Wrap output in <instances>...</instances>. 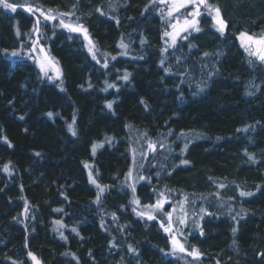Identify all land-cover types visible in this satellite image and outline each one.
Masks as SVG:
<instances>
[{"label": "trees", "instance_id": "1", "mask_svg": "<svg viewBox=\"0 0 264 264\" xmlns=\"http://www.w3.org/2000/svg\"><path fill=\"white\" fill-rule=\"evenodd\" d=\"M38 1L59 11L65 0ZM73 1L61 12L87 29L92 52L82 32L45 21L36 33L59 78L20 56L35 45L25 34L36 32L40 12L18 6L0 16V264H35L29 252L40 264H264V63L239 39L264 36V0L211 4L223 34L208 25L174 47L164 36L174 23L169 3ZM107 84L116 87L105 91ZM74 116L76 135L68 128ZM93 144L101 145L95 154ZM135 152L145 177L135 185L139 205L128 180ZM172 193L202 214L183 236L198 260L171 250L174 230L160 227ZM144 198L167 201L157 219L137 214Z\"/></svg>", "mask_w": 264, "mask_h": 264}, {"label": "snow or ice", "instance_id": "2", "mask_svg": "<svg viewBox=\"0 0 264 264\" xmlns=\"http://www.w3.org/2000/svg\"><path fill=\"white\" fill-rule=\"evenodd\" d=\"M160 2L167 4V3H169V0H160ZM170 2H171V8L169 9V12H168L169 16H173V13L179 12L182 8H187L189 5L193 6V10L185 16L182 24H181L179 19L176 20V23L171 24L172 32H168V31L164 32V36L170 38V40H171L169 47H174L176 45L177 39H187L188 38L187 35H182L183 33H189L190 30L196 31V32H199L201 30L200 27L198 26L199 22L196 19L197 17H199L201 15L200 10H199L200 6H203L207 10L209 16H212V13L215 12V16H212V19L215 21V24L218 26L217 31H219L221 34H223L224 29L226 27V24H225V21L221 17V12H220L219 7L213 8V6L211 4L207 3V0H170ZM18 6L21 8H24L26 11H28L30 13L40 12V15L43 16L45 21L54 20L57 18V16L65 17V16L74 15L73 12L56 13L55 15H53L52 9H49L47 11V13H45V12L41 11L40 8H38V7L34 9L28 3V0H24V3L20 4V5H17L16 3H11V2H9V0H0V8H3L5 10H10L11 12H16ZM74 7H75V5H74ZM59 24L61 27L68 29L70 32H82L85 35V38L88 39V42L90 45L89 49H88L89 52L93 51L94 45L92 44L91 39L87 35V29L84 28V26L82 24L66 23L64 19H60ZM40 25H41L40 19H36L35 25H34V31H36L37 33L40 32ZM17 34H19V31ZM239 39L241 41V45L244 47L245 51L249 53L250 56H255V57H257V59L261 63H264V36L256 38L253 35H249L246 32H240L239 33ZM118 46L121 48L127 47V45H125L123 42H121ZM252 46H255L254 50H252ZM41 51H43V49H41ZM163 51L166 52L167 48H165ZM5 54H7V50H5ZM18 55H19V53L17 51L11 52V56H13V57L18 56ZM204 55L207 56L208 53H205ZM115 58L116 57H114V56L112 57V59H115ZM92 59L97 60L95 53H93ZM97 62L99 63L98 60H97ZM37 63L40 65V71L43 72L46 77H48L49 79H53V77L49 76V72L52 70H55L57 73L56 78H59L60 70L56 66V63L54 62L53 59L45 57V59L43 61H37ZM250 63H251V61H250ZM161 64H163V60L161 61ZM103 66L106 68L108 65L105 62ZM167 70L168 69H166V71ZM129 77H130V74L125 72L122 79L125 81H128ZM89 87H91V85H89ZM115 87H116V85H114V84H107L105 91L108 88H115ZM201 91H202V89H201ZM249 95H251V93H249ZM141 103H143V101H141ZM107 108L111 109L112 103H108ZM48 115L52 116L53 114L51 112H49ZM21 119H23V117H21ZM74 124H75V116L73 117L72 123L68 125L69 131L72 133V135H76V131L73 127ZM243 130L247 131L248 129L245 128ZM144 135L147 136V133H144ZM5 140H6V138H5ZM8 146L11 147L10 142L8 143ZM99 146H101V145L93 144V146H92L93 154H95L96 148ZM161 147H163V145H161ZM185 147H187V145ZM148 149L150 151L154 152L155 151V144L153 142L149 141ZM37 155H39V153H37ZM249 159L250 160L253 159V156L249 155ZM181 163L187 164L188 161L184 160ZM85 167H88V165H85ZM8 170H9V166L6 164L4 166V171L7 172ZM128 175L130 176L131 173H129ZM89 179H90L91 183H94V184L96 183V180L93 179L91 172L89 173ZM140 179L143 180V179H145V177L141 176ZM96 186L100 190V192L104 191V189L99 184H97ZM129 187L132 188V191L135 194V186L130 185ZM221 187H224V186L221 185ZM240 195L246 196V195H252V193L241 192ZM99 199H100V197L98 195L97 196V202H99ZM132 203H134L136 205L140 204L139 199L135 198V195L133 196ZM165 203H167V201L158 200L155 205H146L145 208L152 209L154 211H161L163 209V206ZM57 211H62V210L57 209ZM134 211H135V209H134ZM173 211H175V209H173ZM201 211H203V209H201ZM137 214L140 215L141 217L146 216V218L148 220L157 219V217L155 215H152L150 212H140ZM166 217H167V223H165L163 220H161L160 227L166 233L171 234L172 233V213L171 212L166 213ZM56 223L59 224L60 222L57 221ZM179 223L185 224L186 221L184 218H180ZM72 231L75 232L76 229L73 228ZM235 231L236 230L233 229V232H235ZM201 235H203V231H201ZM61 236H62V238L66 239V237H63V234H61ZM171 243L173 246V250L178 249L182 253H187V255L193 257L194 260H198L202 255V253L199 251V249L195 248L194 246L192 247L191 251L186 249L184 244L181 243L175 237V235H172ZM129 250L133 251V252L135 251V249L131 248V246H129ZM28 255L32 258L33 261H35V264H40L39 260L37 259V257L33 253L29 252ZM262 255H264V254H262Z\"/></svg>", "mask_w": 264, "mask_h": 264}, {"label": "rangeland", "instance_id": "3", "mask_svg": "<svg viewBox=\"0 0 264 264\" xmlns=\"http://www.w3.org/2000/svg\"><path fill=\"white\" fill-rule=\"evenodd\" d=\"M24 1V0H23ZM63 1V0H62ZM9 2L11 3H16L18 5L23 4L24 2H21V0H9ZM29 4L33 7L38 5V7L40 8L41 11H44L45 13H47V11L49 9H52L51 5L49 4H45V3H40V4H34L35 0H28ZM37 2L39 3V1L37 0ZM61 2V0L59 1ZM73 0H65L62 8L61 6L57 5L59 11L52 9L53 10V15H55L56 13H62L61 11H67L74 3ZM225 1L224 0H207V3L209 4H218V5H222ZM20 8V7H19ZM34 8V7H33ZM171 8V2L169 0V5H168V10ZM21 9V8H20ZM35 9V8H34ZM193 10V6L189 5L187 8H182L180 10V14H176V12L173 14V16H169V18H172V21L174 23H176V20L179 19L181 24L183 23V20L185 18V16L191 12ZM200 13L201 15L199 17H197L196 19L198 20L199 24L198 26L200 27L201 30L206 29L208 27V25H215V21L212 19V16H215V12L212 13V16L208 15L207 10L203 7L200 6ZM24 13H26L25 11H23ZM12 14L13 12H11L10 10H5L3 8H0V16L2 18H8L9 15L7 14ZM38 12H35V14ZM26 14H32L30 12H27ZM38 19H40L39 14H37ZM43 17V16H42ZM29 18V17H28ZM66 20L67 23H72V24H77V21L75 20V18L73 16H65V17H60L57 16V18L55 20H49L46 21V23H49L50 26H48V29L52 26H56L55 28H58V26L60 27V24L58 23V21H60V19H64ZM42 24L45 23L44 18H42L41 20ZM41 24V25H42ZM64 28V27H63ZM18 33V32H17ZM37 32H33L32 33V29H30V31L28 33H26L25 35L27 36L26 39H28L32 44L35 43V45L28 47V49H26L25 51L21 50L20 52L22 54H20L21 57H28V54L32 57V60H34V64L37 66V68L40 70V65L37 63V61H43L45 59V57L49 58L48 54H47V48L43 49L44 47L39 45L37 43V41L39 40L38 38V34H36ZM190 33H196V31H192ZM187 34L188 33H184ZM18 35V34H17ZM183 35V34H182ZM31 38H33L31 40ZM13 45V44H12ZM41 49H43V51H41ZM17 51V50H16ZM11 52L5 54L8 55V57L13 58V56H11ZM19 53V51H18ZM19 56V55H18ZM29 58V57H28ZM28 60V59H27ZM54 60V59H53ZM54 62L56 63V66L59 68L60 70V66L59 64L56 62V60H54ZM43 73V72H42ZM44 74V73H43ZM49 76L57 77V73L55 70H52L49 72ZM149 143V141H148ZM131 160H132V165H131V170L129 171V173H131V175H128V180L132 185H136L138 184V182L140 181V177L141 175L139 174V172L141 171L140 167H141V160L139 158V152H135L131 155ZM90 169L88 168V176L90 173ZM128 173V174H129ZM134 195V193H133ZM136 198V197H135ZM133 200V197H132ZM143 204L142 206V212H150L152 215L155 214V212L152 209H147L145 208L146 205H155V203H152L151 201H149L147 198H144V200L141 202ZM134 204V203H133ZM172 207L170 209L169 212L172 213V222H173V227H174V233L176 235V238L184 244V241L186 240L183 236H185L186 231L188 228H190L191 230L195 231L196 229H198V227L201 225V222L198 224L197 222V212H192V211H187L186 209V205H185V199L184 196H181L180 198H178L177 200L172 202ZM173 209H175V211H173ZM180 218H184L186 223L185 224H180L179 220ZM166 221V220H165ZM202 221V220H201ZM173 229V228H172ZM185 231V232H184ZM185 233V234H184ZM172 244V243H171ZM192 245V243H190V246ZM171 250H173V247H169ZM178 250V249H177ZM174 250V251H177ZM190 258H193L191 256H189ZM190 264H194V263H190Z\"/></svg>", "mask_w": 264, "mask_h": 264}, {"label": "flooded vegetation", "instance_id": "4", "mask_svg": "<svg viewBox=\"0 0 264 264\" xmlns=\"http://www.w3.org/2000/svg\"><path fill=\"white\" fill-rule=\"evenodd\" d=\"M170 197H171V206H169V209L173 208L172 207V202L175 201V200H177V199L174 198V193H172ZM185 205H186V203H185ZM194 212H197V215H198V218H197V221L198 222L197 223L198 224L200 222L202 223V221H201L202 220V214L200 213V210H195ZM172 228L174 230L173 223H172ZM196 235L198 236V238H200L201 237V231L197 232ZM197 247H198V244H197Z\"/></svg>", "mask_w": 264, "mask_h": 264}, {"label": "bare ground", "instance_id": "5", "mask_svg": "<svg viewBox=\"0 0 264 264\" xmlns=\"http://www.w3.org/2000/svg\"><path fill=\"white\" fill-rule=\"evenodd\" d=\"M225 257H227V256H225Z\"/></svg>", "mask_w": 264, "mask_h": 264}]
</instances>
